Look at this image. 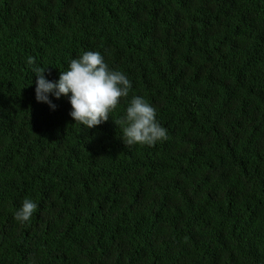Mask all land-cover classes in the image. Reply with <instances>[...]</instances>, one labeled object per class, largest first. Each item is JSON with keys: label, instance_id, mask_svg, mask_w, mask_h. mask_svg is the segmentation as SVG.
Returning a JSON list of instances; mask_svg holds the SVG:
<instances>
[{"label": "trees", "instance_id": "16d2710c", "mask_svg": "<svg viewBox=\"0 0 264 264\" xmlns=\"http://www.w3.org/2000/svg\"><path fill=\"white\" fill-rule=\"evenodd\" d=\"M86 51L139 74L91 129L33 72ZM133 96L166 140L123 143ZM0 264H264V0H0Z\"/></svg>", "mask_w": 264, "mask_h": 264}, {"label": "clouds", "instance_id": "9594fccd", "mask_svg": "<svg viewBox=\"0 0 264 264\" xmlns=\"http://www.w3.org/2000/svg\"><path fill=\"white\" fill-rule=\"evenodd\" d=\"M27 63L34 64L33 58L29 57ZM122 66L132 67L123 63ZM45 71L40 67H33L37 78V102L46 103L55 109L56 105L49 99L50 94L56 99L61 96L68 97L71 105L69 115L75 123H80L88 129L108 121L109 114L117 108L121 98L129 95L131 82L128 78L139 75L136 71L135 75L127 77L120 71L110 69L98 51H86L78 58L72 59L68 70L61 71L57 81L46 79ZM144 83L149 84L143 88L149 96L150 86L155 82L150 83V80H147ZM114 122L122 127L121 139L126 146H151L167 139V130L156 120V109L139 96L132 97L123 118ZM53 190L54 194H57V188ZM37 207L35 202L26 198L15 212L14 218L24 224L31 219Z\"/></svg>", "mask_w": 264, "mask_h": 264}]
</instances>
